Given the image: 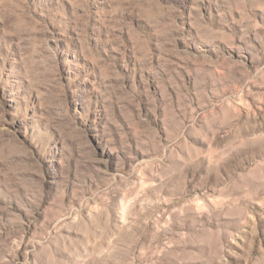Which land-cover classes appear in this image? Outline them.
Here are the masks:
<instances>
[{
  "label": "rangeland",
  "instance_id": "1",
  "mask_svg": "<svg viewBox=\"0 0 264 264\" xmlns=\"http://www.w3.org/2000/svg\"><path fill=\"white\" fill-rule=\"evenodd\" d=\"M0 264H264V0H0Z\"/></svg>",
  "mask_w": 264,
  "mask_h": 264
}]
</instances>
